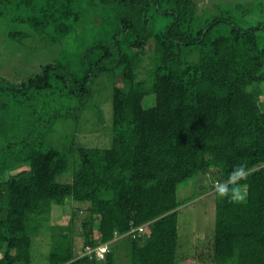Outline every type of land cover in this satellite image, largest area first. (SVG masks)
Segmentation results:
<instances>
[{"label": "trees", "instance_id": "obj_1", "mask_svg": "<svg viewBox=\"0 0 264 264\" xmlns=\"http://www.w3.org/2000/svg\"><path fill=\"white\" fill-rule=\"evenodd\" d=\"M197 14L194 0H0L19 60L65 44L19 83L0 69V264H183L179 215L206 195L212 263L264 264V23ZM89 25L98 37L68 50ZM113 71L111 146L53 147L63 103Z\"/></svg>", "mask_w": 264, "mask_h": 264}, {"label": "rangeland", "instance_id": "obj_2", "mask_svg": "<svg viewBox=\"0 0 264 264\" xmlns=\"http://www.w3.org/2000/svg\"><path fill=\"white\" fill-rule=\"evenodd\" d=\"M194 1L198 6L197 19L199 21L224 17L230 21L241 23L245 27L253 26L259 22L264 23V0ZM169 21L172 20H167V23ZM9 27L8 17L0 16V62L3 61L6 64V66L1 67L0 63V69L2 68L3 73L5 71L10 72L9 77L12 81L19 83L22 79L39 74L41 64L57 63L65 44L37 50V54H34L31 62H27L23 58H20L22 61L19 60L20 54L26 53L29 49L14 50V44L4 40V31ZM223 27L227 28V24ZM83 29L85 30V36L81 40L83 44L78 43L77 46L72 42H66L68 50L79 53L94 38L98 37L99 29L97 27L93 28L92 25H89ZM15 53L18 55L17 57ZM13 67L15 68L13 69ZM117 84H122V77L119 71H113L95 79L90 86L89 94L81 100L76 98L65 101L63 106L66 110H71V114L66 119L56 121L48 135L49 143L53 147L69 153L74 146L79 145L101 149L109 148L112 143V95L114 85ZM260 87L263 91L262 100L264 101V82ZM154 102L155 96L148 97L145 100V107L153 106ZM197 179L202 182L206 180V177H198ZM60 181H64V179L60 178ZM186 186L190 188L187 194H192L196 190V184L193 182H189ZM238 194L239 196L245 194L242 188L239 189ZM68 214L69 211L64 215L62 213L57 215L64 219ZM178 225L179 254L184 257L183 264H213L210 260V244H212L216 227L214 195L197 197L187 204L180 212ZM44 248L47 249L46 245ZM43 262L44 260L41 258L37 260V264H44Z\"/></svg>", "mask_w": 264, "mask_h": 264}, {"label": "built area", "instance_id": "obj_3", "mask_svg": "<svg viewBox=\"0 0 264 264\" xmlns=\"http://www.w3.org/2000/svg\"><path fill=\"white\" fill-rule=\"evenodd\" d=\"M147 228H144L142 231L146 230ZM109 251V248L107 245H103L101 247L96 248L95 250H92L90 248H87L88 253L95 252L98 259H103L105 257V254Z\"/></svg>", "mask_w": 264, "mask_h": 264}, {"label": "clouds", "instance_id": "obj_4", "mask_svg": "<svg viewBox=\"0 0 264 264\" xmlns=\"http://www.w3.org/2000/svg\"><path fill=\"white\" fill-rule=\"evenodd\" d=\"M238 171H239L241 174H243V169H242V168L238 169Z\"/></svg>", "mask_w": 264, "mask_h": 264}]
</instances>
